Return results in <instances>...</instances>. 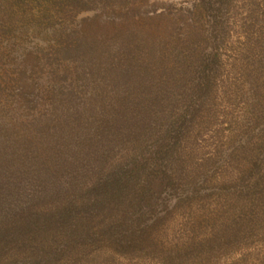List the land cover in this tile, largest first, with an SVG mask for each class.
Listing matches in <instances>:
<instances>
[{
	"label": "trees",
	"instance_id": "trees-1",
	"mask_svg": "<svg viewBox=\"0 0 264 264\" xmlns=\"http://www.w3.org/2000/svg\"><path fill=\"white\" fill-rule=\"evenodd\" d=\"M231 3L232 0H197V13L181 16L171 27H153L149 26L148 19L157 8L151 0H0V41L10 38L14 33L12 27L19 23L22 27L25 24L41 27L42 23H48L54 34L52 43L40 54L30 52L31 60L17 55L19 62L13 63L16 59L13 55V59L8 60L0 52V104L5 105V108L0 107V137H10L2 130L1 121L11 128L20 125L27 134H32L37 133L35 119L43 115L47 121L43 122L44 126L41 125L44 127L42 135L48 136L60 148L59 165L67 161L64 156L70 147L72 151L96 153L95 146L98 141L101 142L96 132L102 126L107 142L113 143L110 148L136 152L135 160H139L145 168L141 160L149 162L153 159L150 154L147 155L148 145L144 143L152 142L151 151H158L155 160L159 162L153 161L172 169L175 164L173 154L178 152L184 137L194 142L197 136L203 134L199 123L210 119L203 117L201 112L222 113L219 124V128L225 124L220 130L222 132L214 131L211 139L210 136L205 139L203 135V142L194 144L197 147H212L213 161L211 158L209 163L216 161L220 165V182L223 179L230 181L233 173L223 176V170L231 168V165L225 166L227 159L233 154L236 159L249 155L254 144L258 146L264 142V138L261 143L260 140L257 143L254 141L260 132L264 137V109L261 103L264 89L261 83L255 84L257 74L252 67L255 63L254 47L247 45L253 37L246 34L255 33L252 41L261 42L264 0L254 9L251 5L247 6L244 13L241 8L232 12L235 6ZM82 12L92 14L89 18L77 20V15ZM230 13L235 18L241 17L246 30L252 27L245 30L244 43L231 49L238 59L235 61L239 69L235 62L231 71L221 72L220 48L222 46L226 50L233 34L230 31ZM88 19L92 22H87ZM99 21L106 23L108 30L98 28ZM237 37H240L239 34ZM37 49L33 51L39 53L40 48ZM135 81L137 84L133 85ZM134 88L137 90L134 91ZM160 105L164 111L159 117L157 108ZM139 110L145 114L136 119ZM53 112L56 114L52 115ZM132 112H137V115ZM225 113L230 118L225 117ZM74 121L77 128L68 129L63 134L61 130L66 128L65 125ZM149 122L159 125L161 130L163 128L157 139L147 133L148 126H151ZM92 127L96 131L90 135L88 132ZM191 127L195 133L190 134ZM136 147L138 150H135ZM4 149L2 151H8ZM194 150L185 148L182 159L185 168V159L192 158L195 153L198 155L199 151ZM22 151L23 154L17 157L18 163L8 175L3 173L4 166L0 164L2 251L6 247L10 251L11 246L16 245L27 252L17 254L15 259L30 262L49 259L53 262L59 254L45 245L57 226V220L67 222L78 216L81 210L91 213L87 217L90 218L92 212L105 206L108 213L116 212V208L119 210L107 224L121 220L118 230L112 227L106 233V242H111V252L116 250L129 255L136 240L147 237V224L143 225V229H139L138 225L141 224V216L152 211L150 205L147 208L148 198H142V194L134 201L127 197L128 190L133 188L136 165L133 167L135 171L128 168H124L125 173L123 169L115 170V176L109 178L106 176L108 167L101 166L109 158L100 153L98 155L104 156V161L98 166L83 167L84 178L79 177L77 181L69 177L55 178L58 182L52 185L49 177L32 174L40 172V169L31 167L36 163L35 157L30 149ZM92 157L88 156V159ZM182 173L179 171L176 175L181 176ZM243 173L241 169L235 177L237 182L245 185L241 187V192L249 194L250 189L256 198L262 197L258 205L249 204V210L252 208L251 224L257 210H262L264 214V204H260L264 187L259 181L251 184L248 180L242 181ZM77 182H82L83 186L77 185ZM195 191L193 187L184 191L183 194L187 195L184 198H190ZM44 201L53 203L54 211L44 209ZM149 221L154 223L155 218L150 217ZM69 226L65 227V231ZM38 242L40 247L36 253L40 255L34 250ZM29 247H32L33 253ZM260 259L264 264V256ZM0 264L5 262L0 260Z\"/></svg>",
	"mask_w": 264,
	"mask_h": 264
},
{
	"label": "rangeland",
	"instance_id": "rangeland-1",
	"mask_svg": "<svg viewBox=\"0 0 264 264\" xmlns=\"http://www.w3.org/2000/svg\"><path fill=\"white\" fill-rule=\"evenodd\" d=\"M261 1L232 0L233 6H235L232 12L235 13L236 8H241L244 13V8L251 5L254 9L256 6L262 5ZM151 2L157 8L155 14L148 19L149 26L152 25L153 27H162L163 25L171 27L178 22L181 16L188 17L189 14L192 15L198 11V7H195L197 0H151ZM91 14L90 12L79 13L77 20L89 18ZM230 15V31L233 34L226 44V50L222 49V46L220 48L222 58L219 70L221 72L231 71V65L236 62L235 59L238 60L231 49L240 46L241 42V44L244 43L245 33L247 30H251L252 27H247L246 30L241 17L236 16L235 18V15L231 13ZM91 20L86 21L92 22ZM98 23V28L108 30L106 23H103V21ZM36 25L25 24L22 27V24L19 23L17 26L12 27L14 33L11 37L0 41V52L6 59H13V55L16 58L13 63L19 62L17 55H20L31 60L30 52H34L36 55L40 54L43 48L46 49L47 45L52 43L54 34L48 23H42L41 27L37 25V29L34 30L33 28ZM238 34L239 38L237 37ZM246 34L255 37L253 32ZM253 38L246 41L249 47H254L255 63L252 67L255 74H257L255 84L261 83V87L264 89V65L260 64V62L264 64V34L261 42L252 41ZM37 48H40L39 53ZM34 49L37 50L33 51ZM236 63L238 64V62ZM239 67L238 64V69ZM132 84L136 85L137 83L135 81ZM37 89L39 88L37 87ZM3 90L6 92V88H3ZM133 90L136 91L137 89L134 88ZM261 103L264 109V100ZM161 106H159V109L157 108L159 113L156 112L159 117L163 115L164 111L163 106ZM0 107L5 108V105L0 104ZM132 113L135 116L137 115V112ZM51 114H56V112ZM144 114L145 112L139 110L136 119H140ZM201 115L210 120L200 121L199 124L203 134L197 136V140L194 141L197 143L203 142L204 138L211 139L214 131L223 130V127H225L224 124L222 128H219L223 118L222 113L202 111ZM198 116H200V113ZM225 117L230 118V115L226 116L225 113ZM22 119L28 120L26 117H22ZM35 120L37 133L32 132V134H27L20 125L11 128L1 121L3 123L2 130H5L10 136L0 137V164L4 166L3 173L9 174L10 170L18 163L17 157H20L23 154L22 150L26 149H30L31 155L35 157L36 163H33L31 167L36 170L40 169V172H32V174L49 177L52 185L58 182L55 178L66 179L69 177L74 181H77L79 177L84 178L83 167L98 166V163L104 161L102 159L104 156L109 159L105 160L101 166L108 167L106 176L109 178L115 176V170L123 169L125 173L124 168L132 170L136 165V171L133 169L136 172V177L134 175L132 180L133 188L128 190L127 197L133 199V201L139 198V194H142V198H148L147 208L150 205L152 211L145 212L141 216V224L138 225L139 229H143V225L147 224V237L140 241L136 240V244L133 249H130L129 255L116 250L111 252L109 250L111 242H106L108 240L106 233L112 227L114 230L116 228L118 230L121 220L117 219L113 224L107 223L119 210L116 208L114 210L116 212L111 211L108 213L106 206L97 208L96 212H92L90 218L87 217L91 213L81 210L78 216L67 222L61 223L60 220H57V226L53 229V233L49 235L45 246L54 249L59 254V258L54 257V263L49 259H41L40 262L37 260L32 261L35 263L30 262V260L22 261L20 258L15 259L17 254L27 251H22L14 245L11 246L10 251L8 250L9 247L4 248L3 251L0 249V260L5 264H261L260 257L264 256V214H262V210H257L254 221L250 224V211L252 208L249 210V204L258 205V200L262 197L256 198L249 187V194L241 192V187L245 185L241 184V181L237 182L235 177L236 173L241 172V169H243L244 178L241 179L242 181L248 180L249 184L259 181L261 186L264 187V142H262L264 137L261 135L262 132L258 133L259 136L254 137L255 143L259 140L262 143L258 146L254 144L249 155L239 156L236 159V155L233 154L227 159L225 166L231 165V168L230 170L225 169L227 172L223 170V176L231 173L234 176L231 175L232 179L230 181L223 179L220 182L222 178L220 165L216 161L215 163H209L211 158L213 161L214 154L211 146L210 148L206 145L197 147L196 143L194 144V142L188 140L189 138L184 137L185 141L181 143L178 152L173 154L174 167L168 169L164 166V163L156 164L159 161L155 160V153H158V151H151L152 142H147L144 143L148 145L147 155L150 154L156 163L153 160L149 162L141 160L145 163V168H143L139 160H135L137 155L134 153L136 152L132 153L130 150L123 152L122 148H110L113 143L107 142L106 132L105 129H101L102 126L96 132L98 140L101 138L100 141L102 142L98 141L97 146H95L96 153L89 154L85 152L86 150L72 151L70 147L66 149V155L64 156L67 157V161L59 165L61 163L60 148L48 136L42 135L43 131L41 129L44 130V127H41V125L47 120L43 115ZM149 124L151 126H148L147 133L157 139L163 128L161 130L159 125L151 122ZM65 126L66 128L61 130L63 134L68 129L77 128L76 121ZM94 131H96L95 127H92L89 132L87 130L90 135ZM192 131L191 127L190 134L196 132ZM6 143L8 144L5 145ZM186 147L194 148L199 153L198 155L195 153L192 158L185 159L187 165L185 168L182 159ZM2 149L8 151L4 152ZM11 149L12 152H10ZM135 150H138V148L136 147ZM100 153H103L104 156L98 155ZM88 156L94 157L88 159ZM198 160H204L206 163ZM80 161L81 164H79ZM212 167H217V169L214 170ZM179 171L183 172L181 176L176 175ZM30 177L34 178L32 175ZM47 182L50 183L48 180ZM76 184L83 186L82 182ZM191 187L196 191L191 194L190 198H184L187 195L183 192ZM244 194L248 197H245ZM260 204H264V197ZM43 208L54 211V204L44 201ZM136 217L135 215L134 218L137 220ZM150 217L155 218L154 223L149 221ZM67 225L70 226L68 231H65ZM130 231L131 228L128 233ZM111 233L113 234V232ZM247 233L251 234L246 235ZM39 247L38 242L37 246L34 247L35 253L38 252ZM29 251L33 253L32 247H29Z\"/></svg>",
	"mask_w": 264,
	"mask_h": 264
}]
</instances>
